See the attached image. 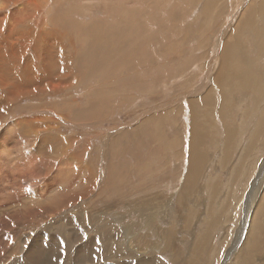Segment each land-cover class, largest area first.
Masks as SVG:
<instances>
[{
    "label": "rangeland",
    "instance_id": "374dc122",
    "mask_svg": "<svg viewBox=\"0 0 264 264\" xmlns=\"http://www.w3.org/2000/svg\"><path fill=\"white\" fill-rule=\"evenodd\" d=\"M246 7L264 17V0H0V76L10 78L0 81V264H23L37 256L34 238L47 245L76 227L100 264L116 251L184 264L202 238L210 264L258 248L246 237L264 226V104L254 78L223 73L219 55L226 37L239 42L264 79V37L233 30ZM112 225L120 235L103 237ZM55 247L45 251L56 257Z\"/></svg>",
    "mask_w": 264,
    "mask_h": 264
},
{
    "label": "bare ground",
    "instance_id": "6f19581e",
    "mask_svg": "<svg viewBox=\"0 0 264 264\" xmlns=\"http://www.w3.org/2000/svg\"><path fill=\"white\" fill-rule=\"evenodd\" d=\"M219 3V2H218ZM209 7L213 8L215 7L216 3H213L211 1H209ZM248 10V13H242L243 15L241 16V18L239 19L238 23L236 24V26L234 27V31L239 32L242 34V36L246 39L249 40V36L252 35L255 38H258L259 36H263L264 37V29L261 27V24H263V16H261V12L259 11L258 13L254 11L253 7L250 8H245V11ZM221 15V14H220ZM219 15V16H220ZM257 19L260 23V28L258 29L254 23L256 24ZM42 26V25H41ZM8 29V28H7ZM8 32V31H7ZM18 33V32H17ZM230 36V33H229ZM228 37H226V39L223 42V47L221 48V51L219 53L220 58H221V66H222V70L223 73H233L234 70H239V68H241L242 72L244 74L247 75L248 78L252 79L254 78L253 81V88L256 92V96H255V100L258 104L262 105L264 104V79L262 77V75L260 73H258V71L251 66H248L245 63V57H247V54L244 52L242 46L240 45L239 42L237 41H233L231 43L228 42ZM10 48V46H9ZM10 50V49H9ZM42 51V50H41ZM13 52V50H12ZM42 61V60H41ZM27 65V64H25ZM27 67L25 66V68L23 67L24 71H27ZM31 68V67H30ZM4 72V71H2ZM26 73V72H25ZM5 79L10 80V78H6V75L1 74L0 76V81H4ZM27 81V80H26ZM28 83V82H27ZM216 83L219 84L218 80H216ZM3 83H1L2 85ZM13 85H15L16 83L13 82ZM3 86L7 87V91H8V95L9 96H15L18 93L15 92L14 89L11 88V86H6V84ZM24 85H22L23 87ZM27 86V85H26ZM20 87V89L22 88ZM31 87V86H29ZM25 90V87H24ZM31 90V89H30ZM20 91V90H19ZM18 91V92H19ZM22 92H25L22 90ZM32 92V91H30ZM21 93V91L19 92ZM29 93V92H28ZM199 96H204V94H201ZM263 96V98H262ZM194 103L199 105V104H203L206 101V98H194L193 99ZM188 104L186 105L189 109V113L191 114V110H190V104L192 103V101L189 99ZM186 104V103H185ZM197 111L194 112L193 115L191 116L192 122H191V132L195 131L198 128L199 125V120L200 117L198 116V109H196ZM190 132V133H191ZM235 133V129L232 126H229L227 128L226 131V140H225V145L229 146L233 143V136ZM28 139V138H27ZM26 142V141H25ZM192 142L194 144V141L192 139ZM32 146V145H31ZM200 160H195L194 162L191 160L189 162V167H190V174L186 177L185 181L186 184L188 186L192 185L197 177V173L195 171V168L199 165ZM109 164V163H108ZM27 165V163H26ZM31 165V164H30ZM92 165V164H91ZM34 166V165H33ZM32 166V167H33ZM23 167H28V166H23ZM36 167V166H35ZM256 167V166H255ZM30 168V166H29ZM116 168V167H115ZM34 169V168H32ZM118 169V168H117ZM108 170V169H107ZM35 171V170H34ZM105 173V172H104ZM212 176V175H211ZM217 177V176H216ZM54 180V179H53ZM91 185V184H90ZM200 188V187H199ZM187 188H184L183 191H187ZM67 195V194H66ZM66 197V196H65ZM160 197V196H159ZM223 197V196H222ZM219 198V197H218ZM161 199V198H160ZM221 199V198H220ZM222 200V199H221ZM220 200V201H221ZM56 206V205H55ZM26 209V208H25ZM114 209V208H113ZM154 209V214H153V218L156 220L158 215H159V210L158 207H153ZM41 210V209H40ZM54 210V209H53ZM23 211V210H22ZM21 210L19 211L22 212ZM8 212V211H7ZM7 212H4L3 214H5L4 217H6V215H8ZM26 214L27 216L30 215L33 211L26 209ZM112 212V211H111ZM101 213V212H100ZM23 215V214H22ZM20 216V215H19ZM18 217V216H17ZM23 217V216H22ZM102 215H100L99 213H97V218L98 223L101 221L102 219ZM10 219H2L3 221H5L6 224V228H8L10 226V224L13 222L14 218L12 219V217H9ZM27 218V217H26ZM76 218V217H75ZM74 218V219H75ZM20 219V218H19ZM77 219V218H76ZM1 220V218H0ZM69 220V219H68ZM72 221V220H71ZM116 221H119V218L116 217ZM77 222V221H76ZM76 222L74 221L73 224L74 226H76ZM82 223V221H79ZM95 222V221H94ZM114 222V221H113ZM70 224V223H69ZM103 224V223H102ZM111 224V223H109ZM71 225V224H70ZM69 225H67L64 221H61L60 226L58 227L61 231H63L62 229L64 228V230L66 231ZM56 228V229H58ZM114 228L117 227H110V226H106V227H102L101 229H103V233L102 236L103 237H107V238H111L113 239L114 236H116V234H118V236L120 235V233H118V231L114 232ZM109 229H111V232H109ZM118 229V228H117ZM116 230V229H115ZM45 231V230H44ZM141 232V231H140ZM136 233V232H135ZM32 234V233H31ZM145 235V234H144ZM61 236L63 237H57L55 234H51V236H49L50 241H48V244L45 245L44 242H46V240L42 239L40 237L34 238L35 242H37V244L33 241V246L37 247V248H33L37 249L36 251V255L37 256H29V254L27 253V255L25 256V260L23 264H61V261H59L57 259L58 256H60L62 253H64V250H67L69 252H74L76 254V263L78 262V264L80 263H84V264H100L101 261H103L102 258H99L97 255V250L95 248L92 247L91 245V239H88L87 236H83L80 231L78 230V228H71L70 231H68L65 234H62ZM139 236V235H138ZM252 238L255 240L254 236H250V232H249V238ZM128 238V234L126 235L125 238H120L118 240L119 241H123L124 239ZM248 238V239H249ZM116 239V238H114ZM252 239H249L248 241H252ZM23 241V240H22ZM26 241H29V238L26 239ZM78 241V242H77ZM24 242V241H23ZM54 242H57V247H55L56 252H57V256L55 257L56 254H50L49 251H45L46 249H53L52 246L54 244ZM77 242V243H76ZM113 243V242H112ZM125 243V242H124ZM22 244V243H21ZM35 244V245H34ZM111 244V243H110ZM162 246V245H161ZM213 246V242H210L208 239L204 240L202 238V240L198 243L197 248L195 250V255H202L204 252H209V248ZM259 248V247H258ZM253 248L250 244H248V242L245 244L244 249L241 253L236 254L237 258L235 259V261L239 259L238 263L240 264H264V249L263 251H261L262 248ZM42 250H44L45 252L42 253ZM101 250V249H100ZM112 250V249H111ZM115 250V249H113ZM112 250V251H113ZM125 250V249H123ZM121 250V251H123ZM135 250V249H134ZM133 250V251H134ZM175 250V249H174ZM211 250V249H210ZM32 251V250H31ZM108 252V251H107ZM168 252V251H167ZM182 252V251H181ZM102 253V252H101ZM119 253L120 251H116L115 254L113 256H107L105 257L106 261H111L112 263L116 264V262H120V257H119ZM126 253H130V251H127ZM263 253V255H262ZM87 254V255H86ZM100 254V253H99ZM114 254V253H113ZM97 255V256H96ZM101 255V254H100ZM106 255V253H105ZM111 255V254H110ZM130 256H134V254H129ZM171 255V254H170ZM168 256V255H167ZM103 257V256H102ZM74 263V262H73ZM75 263V264H76ZM236 263V264H238ZM64 264V263H63ZM102 264V263H101ZM104 264V263H103ZM107 264V263H105ZM109 264V263H108ZM120 264V263H119ZM121 264H129L127 261Z\"/></svg>",
    "mask_w": 264,
    "mask_h": 264
},
{
    "label": "crops",
    "instance_id": "0c3cea01",
    "mask_svg": "<svg viewBox=\"0 0 264 264\" xmlns=\"http://www.w3.org/2000/svg\"><path fill=\"white\" fill-rule=\"evenodd\" d=\"M237 207V206H236ZM228 221V219H226L225 220V222H227ZM230 221V220H229ZM256 223V222H255ZM249 232H250V236H254L255 237V240L254 239H252L251 237L249 238ZM248 232V235H247V237H246V240H249V239H252V241H260V239H262V241H261V243L262 242H264V226L262 225L260 228H259V232L258 233H256V232H251V231H249ZM239 233V232H238ZM247 233V232H246ZM249 238V239H248ZM261 243L258 245V247L260 248L261 247ZM223 246H226V244L225 245H223ZM131 253V252H130ZM130 253H125L124 255H123V257H120V262H116V264H121V263H124V262H122L121 260L123 259V258H125L126 260H129V259H131V260H129V261H131V263H129V264H149V263H153V262H155L156 261V259L154 258V257H149L148 256V258L147 257H145V256H143V255H139V254H137V253H131V254H134V256H130L129 254ZM216 255V254H215ZM143 256V257H142ZM197 256H199L198 258H196V259H190V260H187V261H185L184 262V264H198V262H200V261H203L204 263H206L207 262V264H210L211 263V261L212 260H209L208 258H207V256H208V254H202V255H197ZM135 262V263H134ZM105 263H107V262H104V264ZM214 262H212V264H213ZM108 264V263H107ZM112 264H114V263H112Z\"/></svg>",
    "mask_w": 264,
    "mask_h": 264
}]
</instances>
